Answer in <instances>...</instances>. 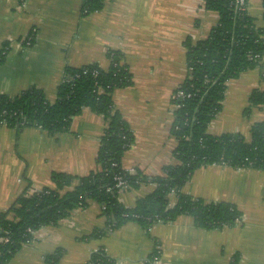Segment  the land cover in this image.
I'll list each match as a JSON object with an SVG mask.
<instances>
[{
	"label": "crops",
	"instance_id": "0c3cea01",
	"mask_svg": "<svg viewBox=\"0 0 264 264\" xmlns=\"http://www.w3.org/2000/svg\"><path fill=\"white\" fill-rule=\"evenodd\" d=\"M204 0H105L101 10L81 15V0H0V95L14 97L34 87L49 103L66 68L97 65L107 71L108 53L121 55L131 83L114 91V108L128 124L133 144L120 165L147 177L175 165L172 93L187 76L186 40H205L218 16ZM264 0H248L247 15L262 32ZM33 35L30 46L24 39ZM253 91L264 92L262 66L226 83L221 110L207 129L211 136L239 134L261 122V110L247 115ZM106 122L83 109L67 132L49 135L39 128L15 130L0 123V213L28 192L52 188L51 175L85 177L96 170L95 158ZM151 185L117 194L124 208L152 191ZM181 193L204 205L225 203L241 213L234 227L204 230L189 216L153 224L144 230L134 222L106 231L99 206L88 202L57 226L32 234L30 243L6 264H45L60 251L57 264H87L103 249L109 264H146L160 249L158 264H264V171L222 165L196 169ZM175 203V198L172 199ZM105 232L102 235L97 233Z\"/></svg>",
	"mask_w": 264,
	"mask_h": 264
},
{
	"label": "trees",
	"instance_id": "16d2710c",
	"mask_svg": "<svg viewBox=\"0 0 264 264\" xmlns=\"http://www.w3.org/2000/svg\"><path fill=\"white\" fill-rule=\"evenodd\" d=\"M104 2L81 0V15L101 10ZM204 2L205 9L216 13L218 21L205 40L194 43L188 39L184 43L187 76L176 90L188 97L172 102L180 106L173 112L171 128L175 142L172 156L176 164L164 167L158 177L137 172L130 175L120 165L124 152L133 144L129 126L112 101L114 91L131 83L130 74L120 64V54L108 53L110 67L107 71L97 65L66 68L53 103L34 87L14 97L0 95V123L11 129L39 128L49 135L62 134L83 109L102 116L106 122L94 172L80 178L54 173L51 175L52 188L31 194L26 188L7 211L0 213V264L8 263L32 240L34 232L57 226L75 209L86 207L88 202L99 206L106 220V231L127 222L148 230L157 221L164 224L178 216L191 217L195 226L204 230L239 224L241 213L234 206L204 205L182 194L181 189L200 167L222 165L264 171V119L251 126L248 139L239 134L214 137L207 133L210 122L221 110L226 83L262 66L264 43L262 32L256 29L252 19L247 14L235 13L232 0ZM7 50L4 47L0 51V66ZM252 109L261 110L264 115V92L250 94L245 114ZM115 177H121L130 189L145 185L155 187L133 208H124L116 198ZM171 192L175 195V203L168 207ZM153 255L146 264H150ZM59 258L60 251H56L46 257L45 264H57ZM87 264H109V261L98 252Z\"/></svg>",
	"mask_w": 264,
	"mask_h": 264
},
{
	"label": "built area",
	"instance_id": "2783aa9c",
	"mask_svg": "<svg viewBox=\"0 0 264 264\" xmlns=\"http://www.w3.org/2000/svg\"><path fill=\"white\" fill-rule=\"evenodd\" d=\"M232 1H233L234 11H235L236 14H239V15L240 14H247V3H248V0H232ZM32 39H33V35L32 34H30V36H27L24 39L25 45L26 46H30L31 45L30 42H31ZM256 58H258V57H256ZM260 64H262V61H260ZM185 97H188V96H185L179 90H175L172 93V96H171L170 100H171V103H172L174 101L184 99ZM172 107H173V112L180 108L179 105H173V104H172ZM112 166L114 167L115 165L113 164ZM123 171L126 172L127 174H130V175L135 174V172L132 169H128V170H124L123 169ZM115 182L116 183H115L114 189H115L117 194L122 193V192L127 191V190L130 189L129 186L127 185V183L121 177H115ZM151 186H153V185H151ZM153 187H155V186H153ZM31 193H33V192H30V194ZM173 198H175V195H174L173 192H171L170 202L168 204V207H171L173 205V203H172V199ZM155 224H161V222L157 221ZM28 243H30V242H27L26 244H28ZM98 252L103 254L104 250L100 249V250L94 252L93 254L98 253ZM159 254H160V249L157 247L156 248V252H154V255H153V257H152V259L150 261V264H158Z\"/></svg>",
	"mask_w": 264,
	"mask_h": 264
}]
</instances>
